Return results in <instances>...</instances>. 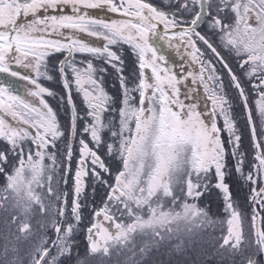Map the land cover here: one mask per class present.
Returning a JSON list of instances; mask_svg holds the SVG:
<instances>
[{
    "label": "snow or ice",
    "instance_id": "1",
    "mask_svg": "<svg viewBox=\"0 0 264 264\" xmlns=\"http://www.w3.org/2000/svg\"><path fill=\"white\" fill-rule=\"evenodd\" d=\"M102 8L122 18L88 11ZM202 22L240 75L196 30ZM157 39L182 47L199 70L178 77ZM197 40L227 70V86ZM124 45L135 57L127 75ZM94 60L114 70L118 94L105 90L108 67ZM0 73L27 82L21 94L0 80V264H153L156 253L197 248L200 264H264V0H0ZM188 77L197 87L181 99ZM42 81L60 83L63 94ZM200 87L211 105L203 111ZM227 88L242 104L251 160ZM233 171L248 186L243 205L226 182ZM213 188L222 201L217 218L199 203Z\"/></svg>",
    "mask_w": 264,
    "mask_h": 264
},
{
    "label": "rangeland",
    "instance_id": "2",
    "mask_svg": "<svg viewBox=\"0 0 264 264\" xmlns=\"http://www.w3.org/2000/svg\"><path fill=\"white\" fill-rule=\"evenodd\" d=\"M153 2H155V0H153ZM102 9H104V8H102ZM91 10L92 9H90L89 12ZM62 14H70V9L65 10ZM90 14L92 15V13H90ZM94 17H97V16H94ZM97 18H99V17H97ZM199 31L201 32L202 35H205L210 40L211 43H214V40L216 41V45H217L221 55L224 56L225 60L229 64V53L224 51L219 46L218 38L208 30L206 22L201 23V25L199 26ZM91 41L93 43L96 42L95 39H91ZM197 45H198V47L200 46V49L205 52V56L203 57V59H205V60L210 59V57L208 56L210 51L206 49V46L202 42L200 43V41H197ZM169 50L172 51L175 55H177V57H180V59H181L179 63L182 64L183 68L181 67L179 70L175 69L173 67V64H170L171 70L173 72H175L178 77H183L184 75H186V73L188 71L197 72L199 70V65L191 62V56L188 55V53L185 52V50L182 47L178 48L177 46L173 45L172 47H169ZM206 53H207V55H206ZM227 57H228V60H227ZM60 58H63L62 55L57 54L56 57L53 59H60ZM77 58L79 59L80 57H77ZM122 58H123L124 64H125V74L127 75L132 71V69L134 67L133 62H134L135 57L131 55L129 50L128 51L124 50L123 54H122ZM233 62L235 63L234 72L237 75H240L241 70L239 69V67L237 65L236 59H234ZM94 63L98 66L108 67V72L104 74L105 90L112 95L118 94V92L120 90V86H119V82L116 78V74H115L114 70L110 66L104 65L103 61H101V60H94ZM216 69H217V72L223 76L225 85L227 86L228 82H229V76H228L227 70L224 69L220 65L219 62H217ZM18 70L23 71V69H18ZM149 75H150V70H149ZM42 83H44V86L49 87L53 91H55L61 95L63 94L62 85L60 83L48 82V81H42ZM195 87H197V85L192 84V77H188V79L185 80L182 85H180L181 94H182L181 99H183V94L185 92H187L188 88H195ZM249 88H250V86H249ZM227 91H228L229 97L232 100L234 112H235V115L237 116V119H238V127H239L241 133L243 134L242 149L248 154V160H251L254 149L252 148L250 133L246 127V123H245V119H244L245 114H244L242 104L240 103V100H239L237 93L234 92L233 96H231L229 94V88H227ZM198 97L200 99V107H201L202 111L205 109L206 103H207L209 108L211 107L210 102H207L205 100V93H204L202 87L199 88ZM45 98L48 100L49 104L54 109H56L58 107L57 99L52 98V97H45ZM74 98L76 99L78 109L82 110L84 105L81 103V98L75 97V93H74ZM255 98H256V96H255ZM253 100H250V104L252 103ZM185 102L190 103L191 101H185ZM59 111H60L61 122L66 124L67 120H66V117L64 115L63 109H59ZM79 139H80V136H79V131H78L76 140L74 142V160H73V165H72V168H73L72 175H74L75 168H76L75 160L78 159ZM60 146L63 147L62 144ZM231 166H232V161L229 158V168H231ZM246 170H247V163H246ZM226 182L231 186L234 199L240 201L241 204L243 205L246 201V197L248 196V186H245L242 184L241 180L235 174L234 171L226 178ZM3 184H4V179L2 176H0V186H2ZM88 184L91 186L90 180L88 181ZM62 188H63V185H62ZM71 188H72V181H71V179H69L68 187L64 190L68 191L69 194L71 195ZM103 194H104V190L102 188H98L97 196H96L97 207L100 206V201L103 197ZM88 196H89V200H91V187L88 188ZM199 203L202 207L207 208L209 214L213 218H217L221 214L222 201L220 199L219 193L214 188L210 192L203 195L200 198ZM88 216H89V213L86 212L85 213L86 219L84 221L85 225H87V223H88V219H87ZM181 227L183 228L184 225L181 224ZM77 243L80 246L81 252H83L84 246L86 243L85 234L83 232H81L79 234V236L77 238ZM198 252H199V248H197L196 251H193L191 253H186L184 256H175V257H170L167 253H165L163 255H161V253H156L155 255H153L151 257V259L153 261V264H156L157 261H159V264H165V262L169 258H173V259L178 260V261H183V260L192 261V259L195 257L197 264H200V261L205 259V257L200 256L198 254Z\"/></svg>",
    "mask_w": 264,
    "mask_h": 264
},
{
    "label": "flooded vegetation",
    "instance_id": "3",
    "mask_svg": "<svg viewBox=\"0 0 264 264\" xmlns=\"http://www.w3.org/2000/svg\"><path fill=\"white\" fill-rule=\"evenodd\" d=\"M90 13H92V15H94V16H97L99 18H103V19H106V20H109V21L113 20V19H121L122 18L118 13H111V12H108L107 10H105V9H92L90 11ZM53 14H62V13H55L54 12ZM199 26L196 29L198 32H200L199 31ZM157 31L159 33H163L164 32V25L163 24H158ZM88 39L90 40L91 43H93L91 41V39H95L96 42H94L93 44L95 46H97V47H101L105 43L102 39H96V38H88ZM193 39H196V38L193 37ZM197 41H199V40H197ZM155 43L158 46L159 53L165 57V60L167 62V66L168 67H170V64H173V67L175 69H177V70H179L181 67L183 68L182 64L179 63L180 60H181L180 57H177V55H175L172 51L169 50L168 43H166L163 40H158V39L155 41ZM200 43H201V41H200ZM213 45L217 47L215 40H214ZM123 48H124V50H127V51L129 50L130 51L128 45H124ZM199 48H200V46H199ZM217 50L219 51L218 47H217ZM206 55H207V53H206ZM208 56L210 57V59H213V63L215 64V66H217V62L218 61L212 56V54L210 52H209ZM234 59H235L234 56L229 54V66L233 69V71H234V65H235V63L233 62ZM227 60H228V57H227ZM25 86H27V85L26 84L23 85V91H24V87ZM244 86H245L246 91H248L249 90V85L247 83H245ZM234 92L237 93L234 88H229V94L231 96H233ZM249 98H250V100H253L255 98L254 94L249 92Z\"/></svg>",
    "mask_w": 264,
    "mask_h": 264
},
{
    "label": "water",
    "instance_id": "4",
    "mask_svg": "<svg viewBox=\"0 0 264 264\" xmlns=\"http://www.w3.org/2000/svg\"><path fill=\"white\" fill-rule=\"evenodd\" d=\"M0 80H4V81H14L16 86H17V90L23 94V85L26 84L27 82L25 81H20V80H15V78L8 76L5 73H0Z\"/></svg>",
    "mask_w": 264,
    "mask_h": 264
}]
</instances>
